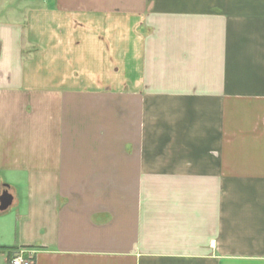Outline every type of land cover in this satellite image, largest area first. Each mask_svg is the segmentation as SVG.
<instances>
[{"label": "crops", "instance_id": "crops-1", "mask_svg": "<svg viewBox=\"0 0 264 264\" xmlns=\"http://www.w3.org/2000/svg\"><path fill=\"white\" fill-rule=\"evenodd\" d=\"M32 1L0 20V264H264V0Z\"/></svg>", "mask_w": 264, "mask_h": 264}, {"label": "rangeland", "instance_id": "rangeland-1", "mask_svg": "<svg viewBox=\"0 0 264 264\" xmlns=\"http://www.w3.org/2000/svg\"><path fill=\"white\" fill-rule=\"evenodd\" d=\"M45 0H34L32 4L34 6L44 4ZM30 0H0V20L7 19V11L12 8H21L24 7V4L29 3ZM4 12L3 14H1ZM7 13V14H6Z\"/></svg>", "mask_w": 264, "mask_h": 264}, {"label": "built area", "instance_id": "built-area-1", "mask_svg": "<svg viewBox=\"0 0 264 264\" xmlns=\"http://www.w3.org/2000/svg\"><path fill=\"white\" fill-rule=\"evenodd\" d=\"M33 251L19 250L14 253L11 264H33Z\"/></svg>", "mask_w": 264, "mask_h": 264}, {"label": "water", "instance_id": "water-1", "mask_svg": "<svg viewBox=\"0 0 264 264\" xmlns=\"http://www.w3.org/2000/svg\"><path fill=\"white\" fill-rule=\"evenodd\" d=\"M12 201V196L7 191H0V212L5 211Z\"/></svg>", "mask_w": 264, "mask_h": 264}]
</instances>
